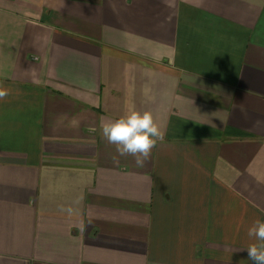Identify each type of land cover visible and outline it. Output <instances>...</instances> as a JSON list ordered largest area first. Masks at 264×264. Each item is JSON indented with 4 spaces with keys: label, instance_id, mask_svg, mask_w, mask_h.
Returning a JSON list of instances; mask_svg holds the SVG:
<instances>
[{
    "label": "crops",
    "instance_id": "0c3cea01",
    "mask_svg": "<svg viewBox=\"0 0 264 264\" xmlns=\"http://www.w3.org/2000/svg\"><path fill=\"white\" fill-rule=\"evenodd\" d=\"M0 87V264H252L264 0H0ZM132 109L144 167L100 129Z\"/></svg>",
    "mask_w": 264,
    "mask_h": 264
},
{
    "label": "clouds",
    "instance_id": "9594fccd",
    "mask_svg": "<svg viewBox=\"0 0 264 264\" xmlns=\"http://www.w3.org/2000/svg\"><path fill=\"white\" fill-rule=\"evenodd\" d=\"M8 95L9 91L0 87V100ZM100 129L103 138L115 146L118 156H132L138 167H144L158 141L164 139V133L150 110H129L118 119L102 121ZM89 131L95 132L96 128L91 127ZM113 159L118 163L117 157ZM61 210L69 214L73 211L72 207ZM247 235L253 241L246 247L249 260L252 264H264V220L256 219Z\"/></svg>",
    "mask_w": 264,
    "mask_h": 264
}]
</instances>
